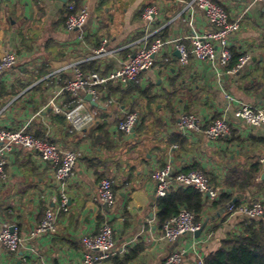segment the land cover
Listing matches in <instances>:
<instances>
[{
    "label": "crops",
    "instance_id": "0c3cea01",
    "mask_svg": "<svg viewBox=\"0 0 264 264\" xmlns=\"http://www.w3.org/2000/svg\"><path fill=\"white\" fill-rule=\"evenodd\" d=\"M214 1L232 21L240 20V29L229 43L238 59L245 54L251 56L243 72H224L219 77L211 61L196 55L183 66L177 50L167 46L154 67L136 82L110 83L102 88L104 99L98 106L82 93L83 112L98 113V122L81 130L60 120L74 101L70 94L56 99L59 112L48 106L65 81L73 78L74 66L95 62L96 72L107 75L159 36L179 39L190 47L189 37L194 32L211 30L207 19L189 6L190 0L0 2V57L11 52L18 60L15 69L0 81V96L3 92L12 95L0 107V128L27 127L29 134L40 133L59 148L79 154L66 185L69 213L60 214L56 234L36 237L31 234L46 209L58 208L61 188L52 165L41 161L35 152L16 149L9 155L8 178L0 181V231L15 225L24 242L16 253L0 244V264H82L83 237L97 235L106 223L114 229L115 245L112 260L102 264H165L171 254L182 251L183 264H198L200 258L216 251L228 234L238 231L244 219L230 215L227 206L216 207L203 196V224L207 225L199 239L185 235L175 242L164 240L157 220L159 198L151 175L168 164L177 173L196 167L203 170L222 194L233 195L237 205L264 201V127H250L236 114L240 104L264 109V6L250 0ZM71 3L89 10L81 32L65 29ZM151 6L158 8V14L149 23L143 13ZM104 43L106 52L97 55L95 51ZM44 67L49 68L48 73L39 77ZM173 79H177L178 92L169 106ZM42 82H46L43 92L34 91ZM109 86L117 91L112 96ZM226 94L236 100L230 106ZM151 97L157 98L152 105L148 100ZM131 111L139 113L140 122L132 135L125 136L117 125ZM184 113H196L203 120V129L215 119L225 118L231 125V135L210 142L203 132L182 133L178 123ZM175 135L180 136L182 144L172 141ZM257 161L261 172L255 175L250 167ZM102 179L113 181L115 207L109 208L97 199ZM137 249L138 256L130 259Z\"/></svg>",
    "mask_w": 264,
    "mask_h": 264
},
{
    "label": "built area",
    "instance_id": "2783aa9c",
    "mask_svg": "<svg viewBox=\"0 0 264 264\" xmlns=\"http://www.w3.org/2000/svg\"><path fill=\"white\" fill-rule=\"evenodd\" d=\"M250 1L264 6V0ZM189 6L202 13L211 26V30L205 34L194 32L189 37L190 47L179 39L165 40L159 36L153 43H146L138 48L120 69L107 75L96 71L84 73L80 66H74L73 78L65 81L60 93L50 100L48 106L54 107L59 112L56 99L61 94L68 93L77 102V105L71 109H66L64 113L66 120L78 130L97 123L98 113L83 112L85 104L81 97L82 93L90 94L96 103L102 102L104 99L102 88L107 87L110 83L128 85L136 82L143 73L150 71L154 67L157 57L167 46H172L179 52L180 63L183 66L189 65L191 56L196 55L201 60L211 61L219 77L224 72L229 75H239L243 72L251 61L249 54L242 55L235 66H230L233 60V53L229 40L240 29V20L232 21L226 10L214 0H190ZM157 14L158 8L151 6L145 9L143 18L152 23ZM89 16L87 7L77 9L76 4L71 3L68 6L66 16V31H83ZM80 39H83L82 33ZM105 52L106 43L95 51L97 55ZM17 62V56L11 52L5 53L0 57V81L5 74L15 69ZM167 62H169L168 59ZM225 97L229 106L236 101L230 94H226ZM111 102L109 101V103ZM236 114L250 127H264V109L255 108L248 104H240ZM139 122V113L126 112L118 123L117 129L123 135L130 136L134 133ZM178 127L182 133L203 132L210 142L227 138L232 131L231 125L225 118L215 119L206 129H203V120L196 113L182 114ZM26 128L20 130L0 128V181L5 182L7 180L6 166L8 157L16 149L35 152L41 161L52 165L55 170L57 184L61 188L59 206L56 210L46 209L40 225L33 231L31 237L53 235L58 231L60 214H66L70 211V199L66 191V185L75 171L79 154L71 149H61L45 139L36 138L29 134ZM151 178L155 183V192L158 198L165 197L168 191L175 187H192L212 202L218 201L222 194L218 188L212 185L208 175L200 169L177 173L174 171L173 166L168 164L156 169L152 173ZM113 187V181L110 179H102L99 183L97 199L109 208L115 207L117 204V195ZM226 211L230 215L240 216L244 220L259 219L264 216V201L257 200L240 205L231 203L227 205ZM205 229L206 227H203V223L195 221L193 213L183 209L178 215L163 225L162 235L164 240L175 242L185 235L195 236L196 233L201 232V236ZM199 237L197 238L199 239ZM23 242L24 239L15 225L5 226L0 231L1 246L12 253L19 251ZM114 245V229L110 224L106 223L97 235L83 237L85 255L82 264H102L109 261L113 256ZM184 255V251L175 252L167 258L165 264H183ZM198 264H204V258H200Z\"/></svg>",
    "mask_w": 264,
    "mask_h": 264
},
{
    "label": "trees",
    "instance_id": "16d2710c",
    "mask_svg": "<svg viewBox=\"0 0 264 264\" xmlns=\"http://www.w3.org/2000/svg\"><path fill=\"white\" fill-rule=\"evenodd\" d=\"M80 8V5L77 4V9ZM233 53V60L230 66L235 65L238 57ZM84 73L95 72L98 69L96 68V63L92 62L91 64L80 67ZM49 68L44 67L40 71V76H44L48 73ZM46 86V82L38 84L34 91L43 92ZM171 86L174 89L172 94H168L169 106L171 105V100L176 96L177 90V79L171 81ZM108 91L110 96L114 95L117 91L112 89V86H109ZM12 97L11 94H5L4 92L0 96V107L7 103ZM149 104L152 105L156 102L157 98L151 97L148 98ZM73 101V100H72ZM71 101V102H72ZM70 102V103H71ZM74 103H69L67 109H71L77 105V102L74 100ZM134 112V111H132ZM153 114V112H150ZM62 122L66 120V117L60 119ZM36 138L47 140L42 134L36 133L33 134ZM51 144L53 141L47 140ZM173 142L183 143L180 136L175 135ZM196 169H198L196 167ZM250 170L253 174L258 175L261 172V163L255 162L251 164ZM208 175V174H207ZM114 188V187H113ZM115 191V188H114ZM233 203V195L229 193H223L220 196V199L216 201L213 205L216 207L224 206ZM187 209L195 215V221L197 223H203V214L206 209V203L204 202L203 195L196 189L192 187H180L177 189H170L167 195L163 198H159L157 202V220L160 227L178 215L181 210ZM226 218L224 219V221ZM140 250H135L132 259L138 256ZM118 259V258H115ZM112 260V259H111ZM204 264H264V217L254 220H243L240 223V229L234 233H230L227 237L221 241L220 247L206 255L204 257Z\"/></svg>",
    "mask_w": 264,
    "mask_h": 264
},
{
    "label": "water",
    "instance_id": "95a60500",
    "mask_svg": "<svg viewBox=\"0 0 264 264\" xmlns=\"http://www.w3.org/2000/svg\"><path fill=\"white\" fill-rule=\"evenodd\" d=\"M177 55L180 57L179 52H177ZM87 100H88L89 102H91L92 105H94V106H98V104H97L95 101H93V98H92V96H91L90 94L87 95ZM0 146H1V145H0ZM263 166H264V161H263ZM261 180L264 181V170H263V173H262V175H261ZM233 203H236V201H233ZM263 217H264V216H263ZM206 225H207V224L204 223V224H203V227L205 228ZM200 234H201V232L196 233V234H195V237H199Z\"/></svg>",
    "mask_w": 264,
    "mask_h": 264
}]
</instances>
